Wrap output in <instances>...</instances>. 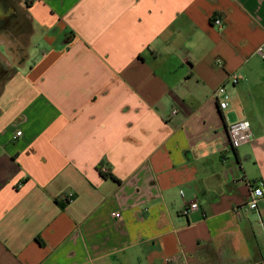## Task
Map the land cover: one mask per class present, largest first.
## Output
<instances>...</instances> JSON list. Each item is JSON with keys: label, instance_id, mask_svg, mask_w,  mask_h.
I'll list each match as a JSON object with an SVG mask.
<instances>
[{"label": "crops", "instance_id": "0c3cea01", "mask_svg": "<svg viewBox=\"0 0 264 264\" xmlns=\"http://www.w3.org/2000/svg\"><path fill=\"white\" fill-rule=\"evenodd\" d=\"M28 1L0 41V264L264 259V0Z\"/></svg>", "mask_w": 264, "mask_h": 264}, {"label": "built area", "instance_id": "2783aa9c", "mask_svg": "<svg viewBox=\"0 0 264 264\" xmlns=\"http://www.w3.org/2000/svg\"><path fill=\"white\" fill-rule=\"evenodd\" d=\"M213 23L216 24L217 26H221L222 24L221 20L218 18H215L213 20ZM257 52L262 58H264V49L262 46H259L257 48ZM239 77L240 76L237 74H232L230 76V80L232 83H236ZM211 95L217 101L218 106L221 110L227 108L228 97L225 93L224 86H218L217 88H215L212 91ZM225 131L227 134L229 144L232 148H236L244 143H251L255 141V136L251 130L250 123L246 119L227 122L225 124ZM17 134H20V132H17ZM101 171L105 172V169L101 168ZM71 197L72 194L70 193L66 194L67 199H70ZM263 197H264V191L262 188V184L258 183L257 185H252L249 190L248 199L245 202L244 206L249 209L256 210L259 200L262 199ZM196 208H197L196 202H191L188 208L182 210V214L186 215L190 210ZM115 216H118V214H115ZM251 264H264V259L253 262Z\"/></svg>", "mask_w": 264, "mask_h": 264}, {"label": "rangeland", "instance_id": "374dc122", "mask_svg": "<svg viewBox=\"0 0 264 264\" xmlns=\"http://www.w3.org/2000/svg\"><path fill=\"white\" fill-rule=\"evenodd\" d=\"M20 2L21 0H0V18H2L3 14L7 15V8H11L9 10L12 11V16L7 24L0 22V41H6L7 49L10 48L9 46L12 44L14 36L20 37L22 41L26 38L25 35L27 33L24 34V30L27 28V22L23 11L24 7ZM19 29L24 32L20 34ZM2 36L6 38H2Z\"/></svg>", "mask_w": 264, "mask_h": 264}, {"label": "flooded vegetation", "instance_id": "af4514ba", "mask_svg": "<svg viewBox=\"0 0 264 264\" xmlns=\"http://www.w3.org/2000/svg\"><path fill=\"white\" fill-rule=\"evenodd\" d=\"M9 9H11V8H7V10H6L7 15L5 16L3 14L2 18H0V22L7 24L10 21V17L12 16V11H10Z\"/></svg>", "mask_w": 264, "mask_h": 264}, {"label": "trees", "instance_id": "16d2710c", "mask_svg": "<svg viewBox=\"0 0 264 264\" xmlns=\"http://www.w3.org/2000/svg\"><path fill=\"white\" fill-rule=\"evenodd\" d=\"M29 1L28 0H25V4L28 5Z\"/></svg>", "mask_w": 264, "mask_h": 264}]
</instances>
